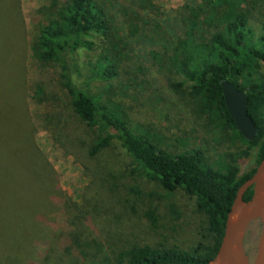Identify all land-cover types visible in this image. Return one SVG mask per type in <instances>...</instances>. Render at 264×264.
I'll return each mask as SVG.
<instances>
[{"label": "rangeland", "instance_id": "1", "mask_svg": "<svg viewBox=\"0 0 264 264\" xmlns=\"http://www.w3.org/2000/svg\"><path fill=\"white\" fill-rule=\"evenodd\" d=\"M9 1L16 16V44L9 59L13 73L4 85L15 91L19 111L8 105L10 97L2 91L0 102L12 128L22 115L34 136L0 138V264H112L117 254L135 246L189 252L208 243L213 221L200 211L197 198L182 189L168 191L143 175L112 129L88 127L73 112L61 66L33 57L31 46L39 28L48 23L45 7L52 0ZM101 1L127 36L122 9H134L136 0ZM152 1L159 13L152 7L143 12L141 35L127 39L129 49L116 79L92 75L101 38L93 50L81 49L68 59L70 78L102 103L114 104L126 114L128 127L160 140L162 148H197L216 169L237 160L240 176L251 172L259 161L258 149L241 155L247 145L224 125V118L203 115L189 84L175 91L170 80L181 78L157 60L158 53L170 50L154 33L155 25L175 40L184 38L193 29L190 9L200 0ZM5 2L0 0V32L8 33ZM235 5L249 10L250 26L260 36L264 0H235ZM5 120L0 110V122ZM100 135L113 138L92 156ZM62 231L70 236L65 249ZM260 232L261 223L255 221L245 237L251 261Z\"/></svg>", "mask_w": 264, "mask_h": 264}, {"label": "trees", "instance_id": "2", "mask_svg": "<svg viewBox=\"0 0 264 264\" xmlns=\"http://www.w3.org/2000/svg\"><path fill=\"white\" fill-rule=\"evenodd\" d=\"M136 1L132 3L134 9L131 6L122 9L128 32L124 36L101 0H52L51 5L45 7L48 23L39 28L31 46L32 55L39 63L61 66L62 86L70 98L73 112L83 123L91 128L98 124L103 132L112 129L143 175L159 182L168 191L182 189L195 196L200 211L213 221L208 230V243H200L189 252L135 246L117 254L112 264H211L220 248L239 188L253 177L264 159V25L263 33L256 36L250 26L249 10L242 6L236 8L235 0H200L198 7L190 9L193 29L184 38L173 39L160 24L154 28L159 40L170 50L158 53L157 60L171 75L181 78L180 82L171 79V87L178 92L189 84L190 96L201 113L214 120L224 118V125L247 145L241 155L247 157L252 149H258L257 167L240 176V168L234 164L237 160L216 169L197 148L177 152L162 148L160 140L128 127L126 114L114 104L102 103L99 97L76 86L70 78L68 59L81 49L93 50L97 38L104 42L99 46L102 51L94 63L92 75L105 81L120 75L121 58L129 49L127 39L141 35L145 22L143 12L152 7L159 13V7L153 6L152 0ZM5 3L3 17L9 29L8 33L0 32V92L10 97L8 105H12L17 113L20 105L14 99L16 93L8 92L9 88L4 85L10 82L8 79L13 73V63L9 59L16 44V16L12 2L6 0ZM222 81L234 83L240 91L247 93L248 113L259 128L253 142L241 135L228 112ZM4 106L0 102L2 115L7 119L0 122V138L30 140L34 135L30 128L27 129L28 119L21 115L22 120L19 116L13 129ZM112 138L113 135H100L90 154L94 156L101 152ZM252 196L251 188L244 196L245 201ZM62 237L61 247L65 249L70 245V236L62 231Z\"/></svg>", "mask_w": 264, "mask_h": 264}, {"label": "water", "instance_id": "3", "mask_svg": "<svg viewBox=\"0 0 264 264\" xmlns=\"http://www.w3.org/2000/svg\"><path fill=\"white\" fill-rule=\"evenodd\" d=\"M226 107L233 118L238 131L249 142H253L259 133L247 109L248 96L234 83L221 82ZM253 189V196L245 201L244 196ZM261 223L256 254L250 260L244 246L245 237L251 224ZM211 264H264V159L258 165L255 174L238 190L226 221L224 236L218 253Z\"/></svg>", "mask_w": 264, "mask_h": 264}]
</instances>
